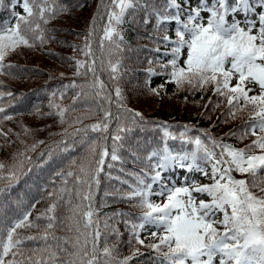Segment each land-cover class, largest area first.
Masks as SVG:
<instances>
[{"label":"snow or ice","instance_id":"snow-or-ice-1","mask_svg":"<svg viewBox=\"0 0 264 264\" xmlns=\"http://www.w3.org/2000/svg\"><path fill=\"white\" fill-rule=\"evenodd\" d=\"M18 3L19 0L15 3L9 0L16 23L0 25V74L12 67L4 62L18 48L35 47L33 40L41 44L46 42L40 21L46 24L59 12L65 11L56 0H23L19 4L21 14L14 11ZM2 5L3 0H0ZM185 5L189 9L187 12ZM136 9L143 12V24L152 25L156 32H160L164 25H176L175 39L168 34L157 37L171 46L170 52L163 53L171 58L161 65L165 70L171 68L165 83H174L178 89L185 85L192 89L211 85L213 95L226 100L227 111L233 117L234 109H250L249 119L240 136L241 139L248 135L254 137L250 144L236 148L203 130L206 143L200 135L188 137L189 128L185 125L179 139L194 145L193 150L176 152L165 143L164 147L148 152L147 169L128 172L123 167L119 169L132 177L134 182L131 183L127 179L113 177L110 171L105 173V168L111 170L116 163L123 165L125 160L121 152H127L134 163L139 162L140 145L127 142V134L133 131L128 126V117L131 116L141 130L148 122L142 113L123 108V91L118 83L110 88L101 78L104 62L100 60L98 69L99 58L92 48V38L97 31V16L106 18L99 42L100 51L103 54L105 41L114 46L112 51L122 50L123 35L118 27L125 23L129 11ZM202 12L208 13L207 17L202 16ZM249 14L252 19H249ZM229 16L232 17L231 22L227 19ZM238 16H243V20H238ZM28 32L33 34V39L29 38ZM148 38L153 37L150 35ZM185 49L186 57L181 64ZM79 51L85 59L74 61L76 75L91 74L89 87L98 102L97 111L102 114L101 118L96 123L75 129L71 134L65 133L73 137L84 133L81 143L86 145V154L79 161L72 159L68 171L56 173L61 177L63 187L48 193L49 199H55L45 212L35 221L30 219L31 211H26L14 220L0 222L3 224L0 227V264H129L132 259L143 255L139 247H134L128 257L117 259L116 245L107 243L105 232L117 238L121 235L119 228L109 221L130 214H104L102 230L100 209L107 206V200L102 199L99 207L95 201L101 174L127 186V191L116 188L112 192L105 191L104 196H112L114 201L135 202L141 209L139 216L119 222L130 230L129 244L134 241L135 245L155 252L157 264H264V176H261L264 173V0H197L196 6L191 0H100L84 46ZM155 51L160 52V49ZM120 67V61L113 63L109 58L110 80L120 79ZM7 74L11 75V72ZM156 74L149 70L150 76ZM148 84L149 91L155 95L159 94L158 88L164 87L161 84L152 88L150 80ZM63 87L66 91L78 85L73 81ZM83 94L77 93L73 103ZM5 95L11 97L13 93L0 92V99ZM64 95L65 92H60L61 98ZM52 97H56V92ZM105 104L109 107H104ZM112 104L123 108V117L120 112L111 111ZM49 107L56 109L54 114L64 123L68 109L55 103H50ZM5 112V107L0 106V113ZM0 119L11 120L12 116L3 115ZM74 122L80 123L81 118L76 117ZM159 127L163 128L165 138L177 139L168 126ZM89 131L97 135L89 137ZM0 135L6 136V133L0 131ZM61 144L62 151L76 150L75 140L71 144L61 141ZM35 147L34 144L29 150H35ZM19 155L25 156V153ZM26 159L31 162V157ZM200 160L210 164V174L200 167ZM22 166L23 160L11 166L0 163V180L17 178V171ZM6 168L7 175L4 174ZM177 169L199 171L211 183L193 182L189 185L185 178L178 186L166 181V175ZM233 173L245 178L237 179ZM69 178L71 188L67 186ZM157 185L158 190L154 187ZM196 193L206 194L210 200L197 202ZM73 195L76 203H73ZM153 197H159L162 202H155ZM60 201L71 213L66 219L71 221L68 231L74 232V237H59L53 231L58 221L55 212ZM218 213L222 214L221 219H217ZM41 219L47 221L43 230L38 224ZM26 228H36L37 235H21L19 230ZM145 232L148 235L142 238ZM102 236H105L103 246ZM26 242H33L34 246L26 248Z\"/></svg>","mask_w":264,"mask_h":264},{"label":"trees","instance_id":"trees-1","mask_svg":"<svg viewBox=\"0 0 264 264\" xmlns=\"http://www.w3.org/2000/svg\"><path fill=\"white\" fill-rule=\"evenodd\" d=\"M56 2L62 5L65 11L59 12L46 24L43 21L39 22L44 30L46 42L41 44L39 41L33 40L35 47L22 46L18 48L7 56L4 62L12 67L6 68L4 74H0V92L13 93L11 97L5 95L0 99V106L6 109L5 113H0V117L3 115L12 116L11 120L0 119V131L6 133V136L0 135V163L11 166L23 160V166L17 171V178L11 181L0 180V222L14 220L26 211H31L30 219L35 221L37 216L45 212L55 199H49L48 193L56 192L63 187L61 177L56 173L68 171L72 159L79 161L86 154V145L81 143L84 133L77 137L65 133L71 134L77 128H84L96 123L102 115L97 111L98 102L94 98L93 90L89 87L92 79L91 74L77 76L74 63L77 59H85L79 49L84 46L85 36L89 31L93 16L96 15L100 0H56ZM22 3L23 0H19L18 5ZM196 4L197 2H195V6ZM18 8L16 13L23 14L22 8L20 6ZM12 12L9 0H3V5L0 6V25L16 23ZM142 16L143 12L139 9L130 10L126 15L125 23L118 27V31H121L123 35L122 50L112 51L114 46L105 41L103 54L100 51L99 42L107 20L97 16V31L92 38V48L99 58L97 60L98 69L100 60L104 62L105 70L101 78L110 88L118 83L123 91V108L131 112L142 113L144 120L148 122L141 130V127L133 123V118L128 117V126L133 131L127 134V142L132 145H140L139 162L134 163L127 152H121L125 160L123 165L116 163L111 170L105 168V173L110 171L113 177L118 176L131 183L134 182L132 177L121 172L119 170L121 167L125 172L139 171L141 168L147 169L146 156L148 152L164 147L165 143L175 151H188L192 145L183 143L179 139V133L184 130L185 125L189 128L188 137L194 138L200 135L206 143L208 141L203 130H207V133L218 141L223 140L224 143H231L234 146L244 148L250 144L254 139L251 135L244 139L240 138L244 131L243 126L249 119L250 109H234L235 116L233 117L227 111L226 100L213 95L211 85L204 89H192L188 85L178 89L174 83H168L165 90L158 89V95L149 91V80L151 87L156 88L151 81L153 75H149L150 69L154 72L161 71L166 77L167 72L171 70L170 67L165 70L161 66L171 58L163 55L165 51H171V46L166 45L157 37L168 34L175 39V29L169 31L167 25H164L160 32H156L152 25L145 26L143 24ZM27 34L30 39H33L31 32ZM150 35L153 37L152 39L148 38ZM73 46H75V50ZM156 48H159L160 52H156ZM110 51L111 56H109ZM109 58L113 63L116 61L121 63L118 81L109 79L107 68ZM8 72H11V75H8ZM73 81L78 87L68 88L65 91L63 86L70 85ZM53 92H56L54 99ZM60 92H65L62 98ZM80 92L84 94L73 103V97ZM175 98L183 100L187 106L175 105L176 108H171L162 105L174 103ZM145 100L146 103H144ZM209 100H211L210 105ZM50 103L68 109L64 123H61L59 117L54 114L56 109L49 107ZM205 105H209L207 109ZM104 107H109V105L105 104ZM110 108L113 113L120 112L123 117V108L116 104H112ZM76 117L81 118L80 123L74 122ZM160 125L168 126L169 131L177 139L165 138ZM114 127L115 125H113ZM25 129L28 131L25 132ZM229 133L234 134L228 135ZM87 135L95 137L97 134L89 131ZM73 140L76 141L75 151L61 150L63 148L61 141L71 144ZM39 141H43V143H39ZM108 143L110 145L111 141ZM34 144L36 145L35 150H29ZM20 153H25V156H20ZM26 157H31V162ZM72 170L75 171V169ZM4 174L7 175V168ZM234 174L237 179L245 178ZM261 176H264V173H261ZM67 186L72 187L71 178H69ZM116 188L122 192L128 190L127 186H122L118 180H109L104 174H101V185L96 192L95 201L96 206L99 207L102 199L107 200V206L100 209L102 230L104 214L111 215L115 212L130 214L109 221L110 224L119 228L121 235L117 238L114 234L105 232L107 243L116 245L115 256L117 259L128 257L134 247H139L143 255L132 259L129 264H157L154 259L155 252L135 245L134 241L131 245L129 244L130 230L126 229L124 224L119 221L139 216L141 209L136 206L135 202L114 201L112 196L105 198V191L112 192ZM76 202L73 195V203ZM32 205H35L34 209ZM55 215L58 218L56 227L53 229L55 234L59 237H74L75 233L68 231L71 221L66 219L71 213L63 201L59 202ZM46 223L47 221L44 219L38 221L40 230H43ZM2 226L3 224H0V227ZM19 232L24 236L37 235L36 228L20 229ZM147 235V232L143 233L142 238ZM105 236L101 238V246H103ZM33 246V242H26V248Z\"/></svg>","mask_w":264,"mask_h":264},{"label":"rangeland","instance_id":"rangeland-1","mask_svg":"<svg viewBox=\"0 0 264 264\" xmlns=\"http://www.w3.org/2000/svg\"><path fill=\"white\" fill-rule=\"evenodd\" d=\"M187 8V6H186ZM203 14H205V12H202L201 15L203 16ZM229 19L231 21L232 17L229 16ZM238 20H243V16H238L237 17ZM249 19H252V16L251 14H249ZM241 26H243V23L241 24ZM233 84L235 83V81L232 82ZM251 86V85H250ZM257 92H258V89H257ZM253 94V93H250V95ZM147 101L145 100L144 103H146ZM162 105H166V107H173V108H176L174 107L175 105L176 106H187L186 103L183 102V100L179 99V98H175L174 100V103H171V104H162ZM197 174V176H195V174ZM185 178L187 179V182L189 185H191L193 182L197 183V184H206L207 183V178L202 175L199 171H196V170H192V171H181L179 169L173 171V172H170L166 175L165 179L166 181H170L172 183H175L176 185H181L183 184ZM157 190L159 188V186H154ZM196 196V199H197V202L199 200H205V201H209L210 200V197H208L206 194H194ZM153 200L155 202H162L160 200L159 197H153Z\"/></svg>","mask_w":264,"mask_h":264}]
</instances>
